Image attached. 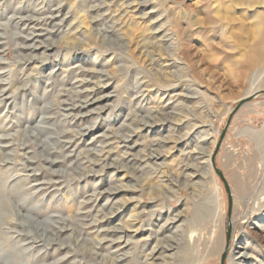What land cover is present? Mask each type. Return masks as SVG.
I'll use <instances>...</instances> for the list:
<instances>
[{"label": "rangeland", "instance_id": "obj_1", "mask_svg": "<svg viewBox=\"0 0 264 264\" xmlns=\"http://www.w3.org/2000/svg\"><path fill=\"white\" fill-rule=\"evenodd\" d=\"M58 5L61 12H55L59 16L51 22L47 17ZM13 15L17 18L11 20ZM29 17L38 19L43 29L61 23L52 34L30 41L40 45L44 39L48 44L52 38L54 50L18 48L27 44L20 35L32 31L28 20H22ZM0 26L6 37L0 39V71H8L12 80L5 85L8 90L3 97L13 95L0 105V135L17 131L11 148L26 147L31 151L26 155L35 157L31 159H37L34 165L38 166L43 162L40 157L47 155H39L38 140L27 136L26 127H35L41 116H47L48 128L40 141L70 129L75 142L66 152L76 146L74 154L81 156L52 168L64 170L57 189L33 195L30 184L48 179L50 171L19 180L18 175L31 173L25 170L30 162L24 151L19 149L12 160H2L0 153V200L5 205L0 213V264L13 257L16 264H115L110 251L116 247L108 246L112 243L107 240L119 236L115 228H122L132 241L125 249L126 259L117 264L162 263L148 259L149 254L157 244L173 243L169 236L180 235L179 224L184 226L181 245L166 251L171 254L164 257L166 264H220L227 245L229 210L224 183L210 165L212 172L205 179L189 184L183 178V166L194 161L190 153L197 145L206 149L203 160L211 159L232 110L259 82L254 69L245 66L249 59L264 55V0H0ZM110 26L113 32L107 31ZM43 53L49 55L32 58ZM259 68H264V57ZM77 79L87 82L80 85ZM142 89L143 96L135 98ZM82 90L88 91L78 94ZM87 94L92 101L101 99L82 109L81 114L93 108L89 115L72 119L63 115L65 111L56 112L60 104L64 107V102ZM170 100L174 105L179 102L177 107L166 106ZM261 102L264 95L233 115L216 157L233 196L224 264H229L237 243V253L247 254L245 259L237 258L238 264H264V239L255 236H264V229L258 227L264 228ZM158 110L169 112L168 119ZM128 115L137 120V115L161 119L153 131L141 130L134 119L131 128L137 132L130 143H139L131 151L139 157L155 148V153L162 154L159 165L139 170V160L126 154L129 150L116 134L132 133L130 126H122L131 122ZM88 126L94 127L91 132ZM106 135L116 138L115 152L106 162L92 165L88 161L92 150L85 149L101 148ZM116 161L123 170L103 167ZM119 185L117 203L105 205L109 190ZM90 197L89 207L95 210L86 222L95 225L88 228L79 220V212ZM212 210L217 214L214 218ZM172 218L179 220L165 229L163 225ZM222 240L218 253L216 245ZM32 245L31 250H23Z\"/></svg>", "mask_w": 264, "mask_h": 264}, {"label": "bare ground", "instance_id": "obj_2", "mask_svg": "<svg viewBox=\"0 0 264 264\" xmlns=\"http://www.w3.org/2000/svg\"><path fill=\"white\" fill-rule=\"evenodd\" d=\"M60 6L61 5H58L56 8L51 9V15L47 17V18H49V20L52 19L51 22H53L57 18V16H59L58 14H54V13L55 12H57V13L61 12V7ZM97 6H98V8H102V5H100V6L97 5ZM14 18H17V17H15L13 15V17H11V20L14 19ZM22 20H28V22H29L28 27H30V25H32L30 27V29L32 31H29L27 35H20L23 38V42L24 43H27V44H25V45H19L20 47L18 46V48L28 49L30 51H33V50L39 49V48L40 49L43 48L44 49L43 52H45V51H52V50L55 49V47H56V41L54 39H52V38L50 39L52 41L51 42H48V44H46V43L43 42L44 39H42V40L39 41L41 43L40 45H33V43L30 44L31 43L30 41H32L34 39H39L40 37H43L45 35L52 34L53 32L56 31L57 26L60 25L61 23H54L55 25H54V28H52V29H48V28H44L43 29V26H39L41 24L40 23H37V20L38 19L29 17V18H24ZM25 25H27V24H25ZM42 25H44V24H42ZM1 28L2 27L0 26V29ZM26 28L27 27H25V29ZM109 28L110 29L107 30L108 32H113L114 31L113 27L110 26ZM4 37H5L4 33L3 34L0 33V39L1 38H4ZM118 39H121V37H119ZM164 40L168 41L169 39L167 37H165ZM0 44H2V42H0ZM47 55H49V54H44V56H42V57H39L37 55H34V56H32V58L33 59L46 58ZM187 55L190 56L189 54H187ZM260 57L257 55L256 58L254 57L252 59H249L248 64L245 66L249 70L250 69H254V71H253L254 72V75L258 78L259 82L254 87H252L249 90H247V93H246L245 96H243V98L248 97L249 95L253 94L254 92H256L258 90L264 89V68L263 69L259 68V62L262 60V58L264 57V55H262L261 58ZM40 60L42 62L43 59H40ZM260 66H261V64H260ZM11 81L12 80H10V76H9V72L8 71H6V70L0 71V88H1V90H0L1 91V93H0V96H1L0 97V105L2 103L6 102L8 98H13V95H8V96L3 97L5 95V93L7 92V90H8V87H5V85L6 84L9 85L11 83ZM75 82H79L80 85H82V83L87 82V81H84L82 79H77ZM18 88H23V87H18ZM87 91L88 90H85V91L82 90V91H77V92H78V94H80V93L87 92ZM142 91H143V89L141 91H139L134 97L135 98H139L140 96H143V94H141ZM88 95L89 94H87L83 98H81V96L78 95V98L73 99L74 100L73 102H71V103L64 102L63 103L64 104V107L62 106V104H60L58 106L56 112H58V111H65L67 113H65L63 115L66 116V117H71L72 119H75V118H79L80 119V118H82L84 116L89 115L90 113L94 112L93 108L92 109H89L86 112H83L81 114L82 109L88 108L91 104H93V103H95V102H97L98 100H101V99L97 98V99H94L92 101V99L90 97H88ZM240 98H242V97H240ZM76 100L79 101V102L78 103H75ZM235 101H237V100H235ZM174 102L175 101L170 100V101H168V103L166 104V106L172 107V108L173 107H177V104L179 102L177 104H175V105L173 104ZM67 104H69V105H67ZM139 104L140 103H138L137 106L139 108H141L140 106H142V105H139ZM260 104L261 105H264V102H261ZM171 105H173V106H171ZM246 106H249V105H245L243 107H246ZM47 107H50L51 108V106H49V105H47ZM230 108H231V106L228 107V110ZM55 109H56V107H55ZM77 110L79 111L78 114H74L73 111H77ZM45 112H47V111H45ZM49 112H50V110H49ZM51 112H52V110H51ZM170 113L179 114L178 111H170ZM159 114H161L162 116H164V118H165L164 120H167L168 119L167 116H169V115L166 116V114H169V112L163 113L162 111H159ZM138 116H140V118H138L139 120H137L135 117H134V119L137 120L140 123V125H141L140 128H141V130H144V131L145 130L153 131V129L158 125V122L161 120V119L158 120V118H156V116H153V115H142V116L141 115H137V117ZM126 118L127 119H130L131 122L130 123H125L124 122L123 125L122 124L121 125L122 126H126V127H129L130 126V128H131V123L134 121V119H132V117H130L129 115ZM48 119H49V117H47V116H41L40 121L38 122V124L35 127H31L29 125L26 127L27 128V130H26L27 136H31L33 139L38 140V143H36V145L39 146L42 149L40 151L41 153H39V155L40 154H41L40 156H44L45 154L47 155V156H44V157H40V160H42L43 162L40 163V161H39L38 166L37 165L36 166L34 165V163H36L37 159L36 160L31 159V158H35V157L27 156L26 155L28 153L30 154V152H31L29 150L27 151L26 150L27 149L26 147H21L20 146L16 150L11 148L16 143L14 141L16 140V137L18 136V132L17 131L15 133H7V134L0 135V153L3 154V159L2 160H6V159H11L12 160L14 158L13 156H15L18 153V150L19 149H22L24 151L23 152V155H25L26 158H27V161L30 162L28 164V166H27L28 168H26L25 170H30L31 173L24 174V175H18V176H20V179L19 180H26V181H28L32 176H36V175H39V174H43V172H45V169L48 170V171H50V174H52L46 180H38V181L32 182L30 184V186L28 188H30V193L33 194V195H39L41 193H45V191H48V189H50L52 187H54L55 189H57L58 188V185H60L62 183L61 177H62V175H64V170H62L60 168H57V169H55V168L52 169V168L55 167V166H59L60 163H63L66 160H69V159L73 160V158H75L74 160L76 162V160H79L80 157H81L80 154H78V155H75L74 154V150H75L76 146H75V148L71 149L69 152H66V151L69 150V148H71L73 146V144L75 142L74 138L69 135V132H71L70 129L69 130H61L60 132L56 133V135H51L50 137H48L49 139H45V140H41L40 141L39 137L41 136V134L43 132H46L47 131V128H48V125L47 124L49 122ZM69 124H72V123H69ZM92 126H94V125H92ZM86 128H88L87 131L91 132L94 127H89L88 126ZM131 130H132V133H131V131H129L130 133L129 132H126V133L120 134L121 133L120 132V133L116 134V136H119L118 138L121 139L120 141H122V142L125 143L122 146H124L126 150H129V152L128 151H125L126 154H129V155L133 156V159L136 160V161L139 160V163L142 166V167L141 166L138 167L139 170H142L143 168H146V167H148L150 165L153 166V164L154 165H159V162L158 161H159L160 157L162 156V154L155 153V151H154L155 148L154 149L150 148L149 153H147L143 157H139L140 154H138L136 152L135 153H132L131 152L132 150L136 149L137 146H138V144H139L137 142H135L134 144H130L131 143V140H132V136L134 135L133 132H137L133 128H131ZM49 133H51V132H49ZM49 133H48V135H49ZM79 133L82 136L87 135V133L78 132V134ZM112 138H113V135L112 136L106 135L105 138H104L105 140L103 141V145L99 149H92V148L85 149V150H88V151L89 150H92V153L91 152L90 153L93 156L91 157L90 160H88L92 165H99L101 161L102 162H106L107 159L110 158L111 154L113 152H115L114 151V148H115L114 144L117 141H115L116 138L114 140ZM12 139H13V142H12ZM205 139L206 138L204 137L203 138V141ZM175 142L176 143H180L181 141H175ZM156 143L158 144V142H156ZM156 143H154V144H156ZM22 145L25 146V144H23V143H22ZM56 149L58 150V152H55ZM152 151H154V152H152ZM205 151H206V149L202 145H197L195 147V149L192 150V152L190 153L191 154L190 159L191 160H194V161L192 163H186V164H184V166H183V178L185 179V181H188V183L189 182L190 183L191 182H195L194 180L197 179V178L205 179L207 177V175H209L212 172L211 166H210L211 165L210 164L211 163L210 162V158L208 157L207 161L206 160H203V158H202L203 154H205ZM53 155H54V157H53ZM209 156H210V154H209ZM201 158H202V160H201ZM130 160H132V159H130ZM45 163L47 164V166H46ZM103 167H115V168H118V170H120V171L124 169L122 163L121 162H117V161L115 163H111V162L108 163L107 162L106 164L103 165ZM75 168H73V169H75ZM138 168H137V170H138ZM137 170H136V172H137ZM204 181H206V180H204ZM13 184L15 185V183H13ZM14 185H12V186H14ZM12 186H10V188H12ZM10 188H8V189H10ZM120 188H121V186L119 185L117 187H112V189H111L112 191L109 190L110 192L105 190V192H109L108 195H107V200L104 203L105 205L108 206L111 203H117V200H115V198L117 196V193L122 190ZM0 193H2V192L0 191ZM94 195H95V193H94ZM0 196H1V194H0ZM84 202H85V204H84L82 210H80L81 212H79V215H80L79 220H82L84 223L87 224L86 226L88 228H90L91 226H94L95 225V223H93L94 221L93 222H90V223H87L86 222V221L89 220V217L92 215L93 211L95 210L94 209V206H91V208L89 207L90 203L93 202V198L90 197L89 199L85 200ZM4 210H5V205H3L2 202H1V200H0V213H1V211H4ZM110 214H111L110 216H113L114 215V213H112V212H110ZM216 215L217 214H215L213 210L210 211L211 218H214ZM107 216H109V215H107ZM177 220H179V219H176V218L168 219V221H166V223L163 225V227H165V229H169V227H171L172 224H174L175 222H177ZM29 221H30V219H29ZM243 222H248V221H246V219H244ZM0 223H1V221H0ZM183 227H182V224H179L178 225V228L177 229H178V232H180V235L179 234L178 235L175 234L174 236H169L170 238L168 237L170 239L169 241L170 242H173V243H169V242H166L164 240L166 243H161L159 245L157 244L156 245V248H153V250L149 254L150 257L148 259H153V260H159L160 259V260H162V263H154V264H166L165 261H164V259H165L164 257L170 254V253L169 254H165L166 251H171L174 248H176V247L178 248L181 245V236L183 235V231H184V228ZM244 227H245L244 229H246V231H248L247 230V225H245ZM258 227L264 229L263 228V225H259ZM62 229H63V227H59L58 230L60 231ZM68 230H69V228H68ZM114 231H118L120 233L119 236L116 239H107V240L108 241H111V243H112V244H110L108 246L116 247L114 250L110 251V253H112V255L110 257L115 262V264H117L116 262H120V261L123 262V260L126 259L128 253L126 252L125 249L130 245V243L132 241H131L130 235H128L124 230H122V228L121 229L115 228ZM255 233H257V232H255ZM88 234H90V232ZM255 236L258 239L259 238L264 239V236L260 235L259 233H257V235H255ZM127 237H128V239H126ZM84 239H88V237H86ZM261 239H259V240H261ZM52 242H54V241H52ZM123 242H124V244H123ZM60 243H62V242H60ZM238 245L239 244L237 243L236 246L235 247H232V249L230 251L229 264H238L237 258L245 259L247 257V254L246 253H237L238 251H236V249H238V247H239ZM108 246L106 245L104 247L107 248ZM216 247L218 249V253H220V251L222 250V247H223V240L220 243H218L216 245ZM32 248H33V245L32 246H26L25 248H23V250L24 251L25 250H28V249L31 250ZM69 256L70 255H67V257L65 256V258H68ZM242 257H244V258H242ZM61 262L62 261H57V262L54 261L53 264H60ZM144 262L146 264H149L145 260H144ZM16 263H17V258L16 257H13V258H8V260L4 264H16ZM92 264H96V262L93 261Z\"/></svg>", "mask_w": 264, "mask_h": 264}, {"label": "water", "instance_id": "obj_3", "mask_svg": "<svg viewBox=\"0 0 264 264\" xmlns=\"http://www.w3.org/2000/svg\"><path fill=\"white\" fill-rule=\"evenodd\" d=\"M260 95H264V89L262 90H258L256 92H254L253 94L249 95L248 97H245L243 99H241L237 105L234 107V109L232 110L230 116H229V119L227 121V124L225 126V128L223 129L222 131V134L216 144V147H215V150L211 156V165L213 167V169L215 170V173L221 178V180L223 181L224 183V186H225V189L227 191V194H228V198H229V210H228V216H227V219H228V229H227V245H226V248H225V251L223 252L222 254V257H221V262L220 264H224V261L226 259V256H227V253H228V250H229V245H228V242L230 240V236H231V227H232V222H231V214H232V208H233V196H232V193H231V189H230V186L225 178V175L223 173V171L217 166V163H216V157H217V153L219 151V148L221 147V144H222V141L227 133V130H228V127L230 125V122L232 120V117L233 115L241 108V106H243L245 103L257 98L258 96Z\"/></svg>", "mask_w": 264, "mask_h": 264}]
</instances>
